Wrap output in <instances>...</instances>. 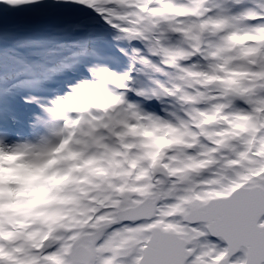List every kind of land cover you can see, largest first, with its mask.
I'll list each match as a JSON object with an SVG mask.
<instances>
[{
    "label": "snow or ice",
    "instance_id": "6c2138e0",
    "mask_svg": "<svg viewBox=\"0 0 264 264\" xmlns=\"http://www.w3.org/2000/svg\"><path fill=\"white\" fill-rule=\"evenodd\" d=\"M0 4V155L25 156L29 145H12L23 134L58 137L41 153L51 159L30 164L61 165L50 201L92 209L63 236L51 227L59 208L35 215L46 231L0 223V264H264V0ZM28 19L56 26L27 33ZM130 94L181 111L146 112ZM128 177L135 195H120L114 178Z\"/></svg>",
    "mask_w": 264,
    "mask_h": 264
},
{
    "label": "rangeland",
    "instance_id": "374dc122",
    "mask_svg": "<svg viewBox=\"0 0 264 264\" xmlns=\"http://www.w3.org/2000/svg\"><path fill=\"white\" fill-rule=\"evenodd\" d=\"M8 156L0 155V182H5L9 191L10 198L19 200V198L27 196H43V184L45 181L40 180V171L29 165L23 167L12 168L7 163ZM5 200H0V207L3 210L5 207ZM51 211L52 207L48 206L46 202H41L37 206Z\"/></svg>",
    "mask_w": 264,
    "mask_h": 264
},
{
    "label": "clouds",
    "instance_id": "9594fccd",
    "mask_svg": "<svg viewBox=\"0 0 264 264\" xmlns=\"http://www.w3.org/2000/svg\"><path fill=\"white\" fill-rule=\"evenodd\" d=\"M113 35L114 36H120L121 33H114ZM168 71L171 72L172 70L169 69ZM159 78L162 79V80H166L167 79L166 77H163V76H160ZM139 79L142 80L145 85L148 84V81H147V79L145 77L141 76ZM102 82L107 88L111 89L113 91V93L120 94V92H121L120 83H117L114 79H108V78H102ZM133 86H140V85L134 83ZM151 101H153V100H146V99H142V98H139V99H136V100L132 99L133 103H138L140 105V107L146 112H147V110L144 108V105L146 103L151 102ZM76 103H79V98H77L76 100H70L69 101L70 105L71 104H76ZM157 103L160 105L161 111H163V113H164L163 117H166V118L168 117V112H166L165 109H167L168 111H175L178 114L181 111V106L177 103V101L174 98H163L162 97V99L159 102H157ZM117 107L118 108H122L123 104L117 105ZM91 111L96 112L97 110L93 107V108H91ZM85 114H87V113H85ZM52 155H55V153H53ZM5 207H9V206L5 205ZM13 207H15V206H13ZM97 210H99V209H97ZM25 212L26 213H30L32 215H38V214L43 213L44 210L37 209V210L33 211L31 206H26L25 207ZM33 227H40V225H33ZM61 234L62 235H67L68 233L64 232V233H61Z\"/></svg>",
    "mask_w": 264,
    "mask_h": 264
}]
</instances>
